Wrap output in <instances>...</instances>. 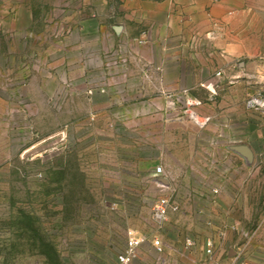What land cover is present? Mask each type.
Wrapping results in <instances>:
<instances>
[{
    "label": "rangeland",
    "instance_id": "374dc122",
    "mask_svg": "<svg viewBox=\"0 0 264 264\" xmlns=\"http://www.w3.org/2000/svg\"><path fill=\"white\" fill-rule=\"evenodd\" d=\"M126 1L0 0V264H264V0L176 60Z\"/></svg>",
    "mask_w": 264,
    "mask_h": 264
},
{
    "label": "crops",
    "instance_id": "0c3cea01",
    "mask_svg": "<svg viewBox=\"0 0 264 264\" xmlns=\"http://www.w3.org/2000/svg\"><path fill=\"white\" fill-rule=\"evenodd\" d=\"M229 5L230 0L126 1L125 11L129 12L130 20L135 18L136 25L129 35L136 36L138 30L146 31V52L148 46H151L159 56L158 58L176 60L179 57L178 54L187 53L193 47L203 50L200 44L194 42V38L202 36L211 29L215 30L214 25L225 17L229 11ZM113 29L115 31V27ZM219 30L221 37L210 43L209 47L217 50L220 57L226 61L228 53L232 51V44L228 41L226 27L220 24ZM175 73L177 76L178 72ZM166 78H164L165 83L175 88L178 82L177 77L174 76L170 82Z\"/></svg>",
    "mask_w": 264,
    "mask_h": 264
},
{
    "label": "built area",
    "instance_id": "2783aa9c",
    "mask_svg": "<svg viewBox=\"0 0 264 264\" xmlns=\"http://www.w3.org/2000/svg\"><path fill=\"white\" fill-rule=\"evenodd\" d=\"M155 173L161 175L162 171L160 168H156ZM171 207L169 200L166 197L159 198L152 210V219L157 225H162L167 219V215ZM141 244V240L133 235H129L127 238L124 251L117 257L116 264H130L132 259L136 256V251ZM152 247L157 252L161 251L160 244L157 240L152 242ZM209 252V250H208Z\"/></svg>",
    "mask_w": 264,
    "mask_h": 264
},
{
    "label": "water",
    "instance_id": "95a60500",
    "mask_svg": "<svg viewBox=\"0 0 264 264\" xmlns=\"http://www.w3.org/2000/svg\"><path fill=\"white\" fill-rule=\"evenodd\" d=\"M119 30V28L118 27H115V31H118Z\"/></svg>",
    "mask_w": 264,
    "mask_h": 264
}]
</instances>
